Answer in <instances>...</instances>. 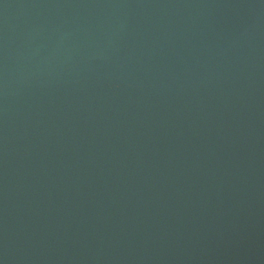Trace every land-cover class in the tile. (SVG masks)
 I'll use <instances>...</instances> for the list:
<instances>
[{"label": "water", "instance_id": "water-1", "mask_svg": "<svg viewBox=\"0 0 264 264\" xmlns=\"http://www.w3.org/2000/svg\"><path fill=\"white\" fill-rule=\"evenodd\" d=\"M0 264H264V0H0Z\"/></svg>", "mask_w": 264, "mask_h": 264}]
</instances>
